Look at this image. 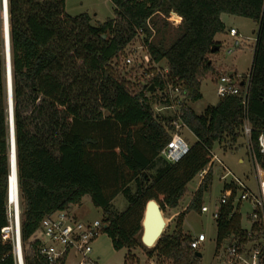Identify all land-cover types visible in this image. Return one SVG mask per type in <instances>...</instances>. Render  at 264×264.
Here are the masks:
<instances>
[{
  "label": "trees",
  "instance_id": "obj_1",
  "mask_svg": "<svg viewBox=\"0 0 264 264\" xmlns=\"http://www.w3.org/2000/svg\"><path fill=\"white\" fill-rule=\"evenodd\" d=\"M114 17L97 25L83 13L71 17L65 0H7V20L15 145L20 208V241L24 264H49L31 237L41 220L69 210L88 195L103 211L102 231L114 249L146 248L141 240L145 204H158L163 213L176 209L186 185L198 176L215 148L232 149L243 138L247 119L251 133L248 155L264 171L257 138L264 135V0H109ZM170 11L181 17L182 32L167 48L163 38L149 40L147 21ZM221 14L253 20L257 26L249 83L239 95L218 97L215 105L196 114L188 102L201 98L200 85L215 72L209 56L221 43L214 36L225 30ZM158 34L162 29L156 28ZM144 32L151 61H165L166 82L153 74L133 91L111 65ZM2 22L0 19V46ZM219 49L211 53V48ZM166 83L185 94L181 118L195 140L176 162L160 152L171 136L173 116L152 110V96L162 95ZM154 84L155 91L147 88ZM245 97V103L242 97ZM9 126L4 57L0 47V229L7 225L6 184L9 173ZM211 169L193 192L188 210L200 212ZM122 195L126 208L112 202ZM155 202H154V201ZM232 206L220 208L215 220L218 247L230 234L245 235L241 216ZM185 212H179L157 241L146 249L156 264H197L182 232ZM245 238V237H244ZM127 258H133L128 253ZM65 256L53 264H64ZM127 261V259H126ZM125 261V262H126ZM0 264H14L10 242H0ZM126 264V263H125Z\"/></svg>",
  "mask_w": 264,
  "mask_h": 264
},
{
  "label": "rangeland",
  "instance_id": "obj_2",
  "mask_svg": "<svg viewBox=\"0 0 264 264\" xmlns=\"http://www.w3.org/2000/svg\"><path fill=\"white\" fill-rule=\"evenodd\" d=\"M65 12L71 17L86 13L90 16L92 25H97L106 19L114 17L113 6L109 0H65ZM172 12L173 11H170L165 18H163L161 14H155L149 21L150 25L151 22H155L157 29L161 28L165 21L166 28L161 30L162 35L158 34L157 30L151 25L153 30H150L151 34L149 39L156 41L163 38L166 48L178 38L182 32V29L178 28L180 26L181 17H179V20L175 19V14H171ZM221 18L225 24V30L217 34V38L219 40L221 39V46L217 54L209 56L215 73L211 75V77L201 81V98L193 102H188V106L196 114H200L207 106L214 103L216 104L218 97L216 95L215 83H217V79L220 75L226 73L229 75L238 74L244 77L248 74L252 63L254 40L257 30L255 22L246 17L229 14H221ZM230 27L236 31L234 37L228 34V29ZM234 39L239 40V45L234 48L231 54H227L226 50L230 47ZM0 47L2 49V38ZM146 52L145 47L142 46L141 39L138 40L134 38L120 55L111 62L118 78L126 81L133 91H137L145 85L149 81L150 75L156 71L155 68H151V61L147 63L144 60ZM126 58L131 59L130 64L126 63ZM138 61L144 62L141 67L137 66L136 63H138ZM157 66L162 68L166 66V63L165 61H161L156 64V67ZM157 94L151 98V100L154 99L151 105L154 114H158L162 117L173 116V106H171L170 103L166 104L162 102ZM182 133L184 140L191 145L195 138L191 135L190 131L183 129L181 131V134ZM246 143L247 141L243 137L237 141L232 149L215 148L214 151L225 169L219 164L211 167L210 181L207 184L208 189L205 191L202 198V205L208 207L207 212L201 213L196 210L187 211V206L199 182L198 177H195L187 183L186 191L179 206L172 210L166 209V211L162 213L166 225H164V229L168 225L170 229H172L174 226L172 220L179 212H185L182 232L189 235L191 238L203 234L205 240L200 243L196 249V252L201 254L197 264H224L223 251L226 246V241H223L216 247L215 219L212 217V213L218 207L223 186L235 177L242 181L251 191H257L256 172L253 161L248 155ZM112 205L116 211L121 212L126 208L127 202L122 195H118L113 200ZM248 209L249 206L247 203H240L239 214L241 216L242 228H249L250 226V222L247 218ZM69 214L76 216L77 219L81 221L93 219L101 220L103 217V211L91 203L88 195H85L78 204L70 207ZM159 227L160 224L156 226V232ZM141 235L142 233L140 234V240ZM145 247L146 248L136 247L129 250L126 248L116 250L112 247L108 236L103 231H100L92 242V255L97 264H156L155 257L149 259L146 255V249L152 247V245ZM128 253H130L133 258H127ZM65 264H77L76 258L70 255Z\"/></svg>",
  "mask_w": 264,
  "mask_h": 264
},
{
  "label": "built area",
  "instance_id": "obj_3",
  "mask_svg": "<svg viewBox=\"0 0 264 264\" xmlns=\"http://www.w3.org/2000/svg\"><path fill=\"white\" fill-rule=\"evenodd\" d=\"M4 2L6 8L4 9ZM7 13V0H0V19L2 15ZM173 14V13H171ZM167 18V17H166ZM147 26L153 30L149 21ZM231 36L236 35V31L229 29ZM135 38L141 39L142 46L146 49L144 60L148 63L151 61L148 53L147 45L144 42V32L138 29ZM150 38V37H149ZM150 40V39H149ZM239 45V40L234 39L230 47L226 50L227 54H231ZM126 63L130 64L131 59L126 58ZM144 62L138 61L137 66L141 67ZM151 68H155V73L166 82L168 73L167 66L156 67L155 62H150ZM151 74L150 77L153 75ZM242 83V85H240ZM249 83V72L242 77L238 74H222L218 77L216 83L217 97L227 95H239L240 86L246 91ZM171 106H173V119L171 120V136L166 145L162 148L160 155L169 163L178 161L189 149V144L182 137L181 131L188 129L185 122L181 118V106L185 99L178 87H174L166 83L165 89L162 91ZM245 103V97H242ZM251 127L247 119H244L242 126V135L248 141L250 138ZM259 152L264 155V135L260 134L257 138ZM256 172L257 191H251L242 181L233 177L227 182L221 192L217 209L212 213V217L216 220L220 215V208L230 204L232 206L231 213L238 212L240 203L245 202L249 206L247 218L250 222L249 228H242L245 235L243 238L238 234H230L226 241L224 249V264H264V171L251 158ZM222 165L215 151L211 152V159L207 166L198 174V185L213 165ZM225 169V168H224ZM9 174V173H8ZM8 178V176H7ZM17 186V179H16ZM15 199L11 200L7 184H6V217L7 225L0 229V242H10L11 254L14 264H24L23 250L20 241V208L18 187H16ZM208 207L202 205L200 212H207ZM102 231V225L99 219L89 221L78 220L76 216L69 214V210H59L53 214L44 217L35 232L34 238L39 241V255L42 256L47 263L53 264L59 261L63 256L74 253L77 264H97L92 255V242ZM245 237V238H244ZM205 240L203 234L191 238L189 247L196 251L200 243Z\"/></svg>",
  "mask_w": 264,
  "mask_h": 264
},
{
  "label": "water",
  "instance_id": "obj_4",
  "mask_svg": "<svg viewBox=\"0 0 264 264\" xmlns=\"http://www.w3.org/2000/svg\"><path fill=\"white\" fill-rule=\"evenodd\" d=\"M6 4L4 2V9ZM173 14L177 15L175 12ZM178 16V15H177ZM2 54L4 57L5 65V87H6V96H7V118L9 126V152H8V167L9 172L12 169L15 170L16 177V165H15V145H14V132H13V110H12V90H11V72H10V53H9V36H8V20L7 13L5 12L2 15ZM219 49L218 46H213L211 48V53L216 52ZM242 85V83L240 84ZM155 91L154 84H150L147 88L148 93H153ZM149 200L144 207L143 217L141 221V242L144 246H153L157 241L158 237L164 230L165 221L163 219V214L159 209L158 204L155 202L154 205L150 203ZM160 222V227L155 231V226L153 224ZM166 226V225H165ZM196 257H200L201 254L195 252Z\"/></svg>",
  "mask_w": 264,
  "mask_h": 264
},
{
  "label": "bare ground",
  "instance_id": "obj_5",
  "mask_svg": "<svg viewBox=\"0 0 264 264\" xmlns=\"http://www.w3.org/2000/svg\"><path fill=\"white\" fill-rule=\"evenodd\" d=\"M175 17H176L175 19L179 20V16L175 15ZM2 39H3V36H2ZM14 173H15V170L12 169L11 172H9L8 178H7V189H8V192H9V195H10L12 202L15 199L16 190H17L16 189V187H17L16 186V177H15Z\"/></svg>",
  "mask_w": 264,
  "mask_h": 264
},
{
  "label": "crops",
  "instance_id": "obj_6",
  "mask_svg": "<svg viewBox=\"0 0 264 264\" xmlns=\"http://www.w3.org/2000/svg\"><path fill=\"white\" fill-rule=\"evenodd\" d=\"M221 18V17H220ZM221 20H222V18H221ZM222 22H223V20H222ZM224 23V22H223ZM229 29H231V27L229 28ZM229 29H228V34H229ZM229 36H231L230 34H229ZM231 37H233V36H231ZM255 38H256V35H255ZM214 40L215 41H217V42H220L221 43V39L219 40L218 38H217V34L214 36ZM254 43H255V40H254ZM253 52H254V47H253ZM253 56V55H252ZM215 85H216V83H215ZM218 101V100H217ZM217 103V102H216ZM212 105H215V103L214 104H212ZM191 133V132H190ZM191 135L193 136V134L191 133ZM182 136H183V133H182ZM194 137V136H193ZM158 223H155V224H153L154 226H155V229H156V226L157 225H159L160 224V222L159 221H157ZM34 236L35 235H33L32 237H31V240L34 238ZM74 256L75 258H76V256L74 255V253H69L68 255H66L65 256V260H64V264L66 263V260H67V258L69 257V256Z\"/></svg>",
  "mask_w": 264,
  "mask_h": 264
}]
</instances>
